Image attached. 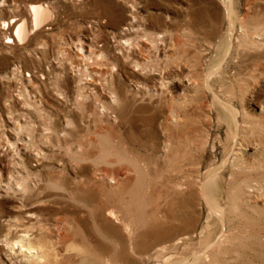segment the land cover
<instances>
[{"label":"rangeland","instance_id":"obj_1","mask_svg":"<svg viewBox=\"0 0 264 264\" xmlns=\"http://www.w3.org/2000/svg\"><path fill=\"white\" fill-rule=\"evenodd\" d=\"M110 1L0 0V264H264V0Z\"/></svg>","mask_w":264,"mask_h":264},{"label":"bare ground","instance_id":"obj_2","mask_svg":"<svg viewBox=\"0 0 264 264\" xmlns=\"http://www.w3.org/2000/svg\"><path fill=\"white\" fill-rule=\"evenodd\" d=\"M105 3H106V12H104V16H106L108 19H115V16H116V13L113 9V4L110 0H104ZM227 2V1H226ZM28 11H30V17H29V21L24 19V18H21L19 19L18 21L16 20H12L10 19L8 22H6L8 25L10 23H13V29H12V32H13V37L16 39V40H21L23 38H25L27 36V33H28V25L30 26V29H36V27H38L39 25L41 24H44V25H47L46 24V21L49 19V10L47 9L46 5L43 4V2H38V3H35V4H29L28 5ZM225 14L227 16V18L230 17V14H231V7H230V4L229 2L227 3V5L225 6ZM134 20V19H133ZM230 21V20H229ZM231 23V21H230ZM131 25V24H130ZM260 24L257 23H254V26L252 27V31L254 30H259L260 29ZM46 27V26H45ZM124 30L126 28H123ZM229 29V28H228ZM231 29H232V25H231ZM261 30V29H260ZM147 32V31H146ZM232 36V35H231ZM129 39V38H128ZM121 43L124 44L123 40L124 39H119ZM126 40V39H125ZM230 46V44H229ZM225 58V57H224ZM139 59V58H138ZM92 64H99L97 62H93ZM134 70V69H133ZM207 84V83H206ZM110 91L111 93L113 94V98L115 97L116 95V102L119 101V99L121 98V94L118 90L114 89L113 87H110ZM116 90V92H115ZM103 106V105H102ZM222 107V106H221ZM104 108V107H102ZM107 108V107H106ZM108 108H111V106L108 105ZM115 115L116 112H115ZM232 121V120H231ZM175 122V121H174ZM13 129V128H12ZM119 175L123 176L124 173H118ZM214 175V174H213ZM216 175V173H215ZM212 176V175H211ZM211 178V177H210ZM207 180V179H206ZM212 180V179H211ZM209 182V180H207V182L204 181L203 183V188L206 189V185L207 183ZM119 183H116V185H118ZM205 198H206V201L210 203V206L211 208L213 209L215 215L216 213L220 216L221 213H222V210H223V207L220 206L216 201H214V199L212 198L211 196V193L209 191V188L206 189L205 191ZM155 208V207H154ZM154 213V212H153ZM111 214L112 212L109 211L106 213V215L110 216L111 217ZM156 214V213H155ZM154 215V214H153ZM217 215V216H218ZM114 216V215H113ZM159 216V215H158ZM157 216V217H158ZM162 218L164 220L167 219V217H171V215H168L166 212L162 213ZM218 216V217H219ZM159 218V217H158ZM157 219V218H156ZM156 223L155 225L157 224V222H159V220H156ZM117 220V219H116ZM151 221V220H150ZM153 221V220H152ZM221 221V220H220ZM222 223V222H221ZM222 228H223V225H222ZM23 233L19 234V244H20V247L23 248L22 246H26L27 249H30V252H34L36 256H42V254L44 253V251L42 250L44 247L41 248V243L40 241L42 240L43 237L39 236V237H35V236H31L32 238H29V236L27 235H31L30 233L28 234V231L26 230H21ZM169 231V230H168ZM168 231H165V232H160V233H157L156 234V237H155V242H153L151 244V247L153 246H159L161 243H163L165 240H169L170 238V233ZM221 234H224V233H221ZM227 234V233H226ZM28 238V239H27ZM147 238V236H146ZM172 238V237H171ZM179 240L180 238L177 237ZM229 239V236L228 235H223V238H219L217 240H215L213 242V244L207 246V249L203 250V251H199L198 253L194 254V256L192 257L191 261L187 262H180L178 264H199L200 262L202 261H206V260H210L208 262H210L209 264H214V258L211 259V254H212V250L213 248L214 249H220L219 246L220 244L223 242V241H227ZM26 241V243L24 242ZM24 242V243H23ZM34 242V244L32 243ZM212 243V242H211ZM35 245V246H33ZM14 247V246H13ZM163 247V246H162ZM209 248H211V252H209ZM26 251V250H25ZM30 255V254H29ZM214 256V255H212ZM215 257V256H214ZM30 259V258H29ZM33 260V259H32ZM203 262V263H206V262ZM171 264H176V263H171ZM201 264V263H200ZM217 264V263H216Z\"/></svg>","mask_w":264,"mask_h":264}]
</instances>
